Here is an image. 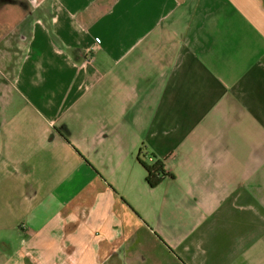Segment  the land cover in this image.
<instances>
[{
    "label": "crops",
    "instance_id": "1",
    "mask_svg": "<svg viewBox=\"0 0 264 264\" xmlns=\"http://www.w3.org/2000/svg\"><path fill=\"white\" fill-rule=\"evenodd\" d=\"M63 1L60 25L36 9L50 23L27 29L18 67L3 57L6 91L30 101L45 132L65 124L60 159L92 197L74 264H105L102 241L126 249L108 264H264V1L112 0L92 18L81 5L96 0ZM116 96L127 106L103 117ZM100 146L120 161L106 178ZM147 154L169 174L154 188L137 161Z\"/></svg>",
    "mask_w": 264,
    "mask_h": 264
},
{
    "label": "rangeland",
    "instance_id": "2",
    "mask_svg": "<svg viewBox=\"0 0 264 264\" xmlns=\"http://www.w3.org/2000/svg\"><path fill=\"white\" fill-rule=\"evenodd\" d=\"M33 1L36 9L45 7L55 11V25H60L57 13L69 7L63 0H45L44 5L41 0ZM110 1L112 0H96L92 5L84 1L81 8L86 15L89 10L88 18H92L97 11L90 10V7L94 8L99 3L107 7ZM74 2L76 1L72 3ZM261 14L264 18L263 10ZM48 19L49 17L46 21H41V18L36 17L35 20L50 23ZM3 51L0 52L1 70L6 69V57L3 55H9ZM9 59L13 60L15 56ZM18 65L19 63L15 62V67ZM4 78L2 84L0 83V123L2 125L5 122L8 125L4 126L3 130L0 127V264H47L52 258L51 264H65L63 260L66 258L68 264H74L77 260L75 253L81 248V233L85 231L83 220L88 218L87 213L83 211V205L92 197L83 187L76 184L77 171L74 162L60 159L59 142H46L50 135L57 134L56 130L51 127L52 131L45 132V126L41 125L37 115L40 113L32 111L30 101L20 91H6L5 85L9 88L11 75L7 74ZM11 95L12 101L7 106ZM123 98L116 96L113 103L108 105V112L105 111L107 114H100H103V117L108 114L114 116L120 108L124 110L127 105ZM204 103L205 99H201V105ZM138 117L143 119L145 113L138 112L136 119L140 120ZM76 124V130H80L81 125L77 120ZM138 125L139 122L132 131H135ZM85 129L87 127H83V130ZM42 132L45 134L42 135ZM140 135L138 130L134 142H130L134 149L135 142L141 140ZM42 136L46 137V141H38ZM52 139L55 137L52 136ZM134 149H131L133 160L137 155V150ZM149 155H146L147 164L154 162L152 155ZM95 162L100 170V177L103 178L107 177L111 168L118 171L120 163L111 149L106 150L101 146L95 155ZM181 165L179 157H175L170 163L172 168ZM87 177L89 176L84 175L82 179ZM6 247H9V253L5 256L3 251Z\"/></svg>",
    "mask_w": 264,
    "mask_h": 264
},
{
    "label": "flooded vegetation",
    "instance_id": "3",
    "mask_svg": "<svg viewBox=\"0 0 264 264\" xmlns=\"http://www.w3.org/2000/svg\"><path fill=\"white\" fill-rule=\"evenodd\" d=\"M35 17H36V7L29 0H0V52L3 51L2 49H5L7 52L3 51L4 53H9V55L15 56L13 64H15V62L18 63L22 55L26 54L22 46L19 47V45L21 43H26L28 41L27 29L33 23V20L36 19ZM15 30L17 32H15ZM1 38L2 40L7 39V41L2 42ZM8 42H9L8 47H4L7 46L6 44ZM7 71L8 69L5 68L4 70L0 69L1 84L5 80L4 78L5 75H7L8 72L9 73L12 72L13 69H10V71L8 72ZM11 77H13V75H11ZM7 87L8 85L7 86L5 85V89ZM0 110H1V104H0ZM53 129L56 130L57 134L50 135L49 140H56L58 138L66 140V136H65L66 127L64 123H59L58 125L57 124L54 125L52 127V130ZM52 136H54L55 139H52ZM139 159L140 158L138 157L137 161L140 164ZM116 245L117 243L115 241L112 244L105 243L102 241V246H103L102 256H103V260L105 261V264L110 263L111 258L113 256H115L114 258H119L121 260V257H119L121 255L122 257H124L125 260L126 257L125 246L121 245L118 247L119 248L118 252L113 251V253H111L114 246ZM5 246H7V243L5 244ZM3 253L5 256L7 255V253H9L7 247L4 249Z\"/></svg>",
    "mask_w": 264,
    "mask_h": 264
},
{
    "label": "trees",
    "instance_id": "4",
    "mask_svg": "<svg viewBox=\"0 0 264 264\" xmlns=\"http://www.w3.org/2000/svg\"><path fill=\"white\" fill-rule=\"evenodd\" d=\"M139 162L146 171L145 181L151 188L158 186L163 178L169 175L162 160H156L154 158V162L151 164H147L140 159Z\"/></svg>",
    "mask_w": 264,
    "mask_h": 264
}]
</instances>
